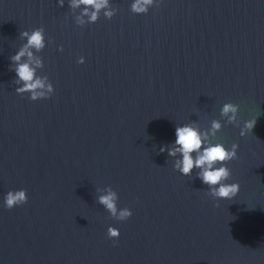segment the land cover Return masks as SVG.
Returning <instances> with one entry per match:
<instances>
[{
    "label": "water",
    "instance_id": "95a60500",
    "mask_svg": "<svg viewBox=\"0 0 264 264\" xmlns=\"http://www.w3.org/2000/svg\"><path fill=\"white\" fill-rule=\"evenodd\" d=\"M132 2L78 25L69 0H0V264H264V0H155L141 14ZM37 27V75L54 91L33 101L10 57ZM214 119L213 143L238 144L232 199L160 151L177 125ZM109 187L129 218L98 202ZM19 189L27 201L5 207Z\"/></svg>",
    "mask_w": 264,
    "mask_h": 264
},
{
    "label": "clouds",
    "instance_id": "9594fccd",
    "mask_svg": "<svg viewBox=\"0 0 264 264\" xmlns=\"http://www.w3.org/2000/svg\"><path fill=\"white\" fill-rule=\"evenodd\" d=\"M154 2L155 0H133L130 8L132 12L137 14L147 13ZM59 4L62 7L64 0H59ZM69 6L72 9H81L80 14L75 19L78 25L96 22L101 11L109 19L117 11L111 6L110 0H69ZM81 6L83 7L81 8ZM20 35L26 38V43L10 57L15 65L13 69L16 74L15 82L20 85L15 91L19 94L30 93L29 98L33 101L50 97L54 91V86L48 77L37 75V69L42 67V61L34 56V51L40 52L45 47V30L43 27H37L30 32L28 30L22 31ZM60 48L62 50L63 46L61 45ZM25 57L26 59L22 60ZM84 59L81 56L78 62L83 63ZM238 109L239 105L232 102L223 104L221 116L226 118V123L239 125ZM255 123L256 119L244 121L240 135L244 136L248 131H252ZM221 128V121L215 119L211 121V126L206 131L193 126V123L177 125L172 146L164 145L160 151H167L169 156L177 157L174 167L185 176L192 175L194 169H199L196 175L203 184L207 185L208 195L213 198L232 199L238 194L240 185L238 182H227L231 177V169L227 166V162L237 158L238 144L233 143L228 148L223 143H213L211 136H215ZM27 199L26 189L8 191L4 198L5 207L11 209L16 205L25 203ZM117 201L118 194L111 187L105 194L98 197V202L105 207L112 217L121 221L129 218L132 215L131 209L119 208ZM119 235L118 228L108 227L107 236L109 239L118 238Z\"/></svg>",
    "mask_w": 264,
    "mask_h": 264
}]
</instances>
